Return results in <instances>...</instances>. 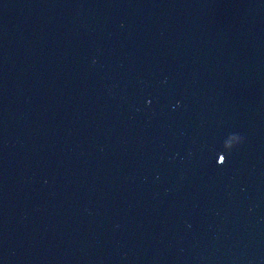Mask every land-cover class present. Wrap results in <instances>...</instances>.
Returning <instances> with one entry per match:
<instances>
[{"label": "water", "instance_id": "obj_1", "mask_svg": "<svg viewBox=\"0 0 264 264\" xmlns=\"http://www.w3.org/2000/svg\"><path fill=\"white\" fill-rule=\"evenodd\" d=\"M0 264H264V0H0Z\"/></svg>", "mask_w": 264, "mask_h": 264}, {"label": "clouds", "instance_id": "obj_2", "mask_svg": "<svg viewBox=\"0 0 264 264\" xmlns=\"http://www.w3.org/2000/svg\"><path fill=\"white\" fill-rule=\"evenodd\" d=\"M242 141V137L241 136H237L236 137V144L238 145L239 143H241Z\"/></svg>", "mask_w": 264, "mask_h": 264}, {"label": "snow or ice", "instance_id": "obj_3", "mask_svg": "<svg viewBox=\"0 0 264 264\" xmlns=\"http://www.w3.org/2000/svg\"><path fill=\"white\" fill-rule=\"evenodd\" d=\"M226 161H224V163H225Z\"/></svg>", "mask_w": 264, "mask_h": 264}]
</instances>
